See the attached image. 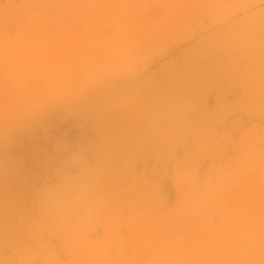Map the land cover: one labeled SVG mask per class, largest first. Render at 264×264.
I'll use <instances>...</instances> for the list:
<instances>
[{
  "label": "rangeland",
  "instance_id": "obj_1",
  "mask_svg": "<svg viewBox=\"0 0 264 264\" xmlns=\"http://www.w3.org/2000/svg\"><path fill=\"white\" fill-rule=\"evenodd\" d=\"M0 264H264V0H0Z\"/></svg>",
  "mask_w": 264,
  "mask_h": 264
}]
</instances>
